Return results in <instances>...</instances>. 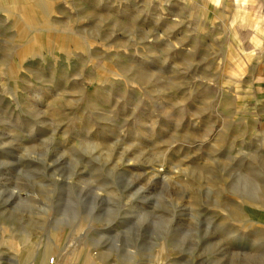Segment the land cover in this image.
Masks as SVG:
<instances>
[{
    "label": "rangeland",
    "instance_id": "obj_1",
    "mask_svg": "<svg viewBox=\"0 0 264 264\" xmlns=\"http://www.w3.org/2000/svg\"><path fill=\"white\" fill-rule=\"evenodd\" d=\"M83 250L264 264V0H0V264Z\"/></svg>",
    "mask_w": 264,
    "mask_h": 264
},
{
    "label": "bare ground",
    "instance_id": "obj_2",
    "mask_svg": "<svg viewBox=\"0 0 264 264\" xmlns=\"http://www.w3.org/2000/svg\"><path fill=\"white\" fill-rule=\"evenodd\" d=\"M86 253L88 254V251L87 250H83L81 252L80 259H78L77 262H76V260H74L73 261V264H96L97 262H95V259L92 260V259H88L86 257ZM62 255H60V258L65 259V254H62ZM69 259H71V258H69ZM47 263H49V260L47 261V252H41V253H39V255H38V257H37V259L35 261V264H47Z\"/></svg>",
    "mask_w": 264,
    "mask_h": 264
},
{
    "label": "built area",
    "instance_id": "obj_3",
    "mask_svg": "<svg viewBox=\"0 0 264 264\" xmlns=\"http://www.w3.org/2000/svg\"><path fill=\"white\" fill-rule=\"evenodd\" d=\"M51 263H53V259H50V260H49V264H51Z\"/></svg>",
    "mask_w": 264,
    "mask_h": 264
}]
</instances>
